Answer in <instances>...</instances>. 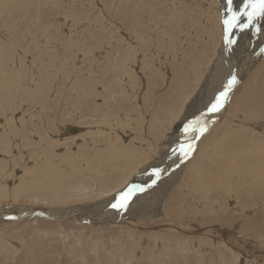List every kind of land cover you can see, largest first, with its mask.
Segmentation results:
<instances>
[{
    "label": "rangeland",
    "instance_id": "obj_1",
    "mask_svg": "<svg viewBox=\"0 0 264 264\" xmlns=\"http://www.w3.org/2000/svg\"><path fill=\"white\" fill-rule=\"evenodd\" d=\"M25 1L26 5L23 4V10L17 7L18 5L8 4L6 0H0V49H2L0 50L2 52L0 54H5V57L8 55L10 58L9 61L12 59L13 63V59H15L16 62L14 65L12 61L10 64L8 63L9 66H7V69H12L14 73H18L19 81L17 80L14 86L20 84L19 87L24 89L21 92L22 89L20 90L17 87L16 92L13 87V90L10 91L13 95L6 92L0 96V102L2 101L0 103L2 106H0V114H2L0 115V124H3L4 121L11 124L10 118L14 114L12 115L14 117L13 122L15 121L14 123H16L19 130H23L20 132L29 131L28 129L30 128L28 127L32 126L28 124V126L23 125L25 126L23 127L21 122L24 119V121L33 120V124L38 125V127L40 126L41 130H56V133L52 135L54 138L52 141L55 144L53 149L55 153L54 157L59 156L60 158L57 157L58 159L56 158V160L61 161L60 163L62 165H66V161L63 158L70 159L76 157L74 155L77 153V150L74 148L75 144L71 145L73 144L72 141L68 143L64 141L67 139V136L72 137L73 134H79V129L88 128V125L84 124L86 120L78 118L80 116L79 110L74 111V102L77 99L79 100V98L77 92H74V89L71 92V88L77 86V78L88 80L92 76H100L102 68L107 64H110L113 72L117 73L120 70L116 64L119 59L118 57H120L119 54L123 55L122 51L127 53L129 51L128 47L131 45L142 46L143 41L147 43L145 39L137 37L135 31L136 26H134V21L131 22L132 17L130 18L127 15L128 20H124V22L119 19L122 9L127 11L126 13L135 10L138 15L137 17H139V19L137 18L138 21L144 20L148 24L149 17L146 14V2L148 0ZM149 1L151 2V0ZM154 1L159 3V5L162 4L168 10H173V13H177V18L179 19L174 23L175 26H172L171 22H168L165 27L167 28L169 26L171 29L170 34H173L172 37L167 36L168 39L166 40V45H164L165 48L161 43L160 45L162 47L159 48L160 52L154 46L153 48H149L147 53H149L150 57H147V61L151 69H147L143 65L146 58V50L140 48V52L136 55L135 60L130 63V69L134 74L133 79L128 75L124 76L122 88H126L123 93L117 94L120 98L115 96V106L125 104L129 107L130 116H133L129 124L125 125H133L135 127L138 124L135 127L136 129H131L134 128L132 126L129 130V126H124L121 129L122 126L119 125V129L122 131L113 129V132L111 130L110 133L115 132L117 135L119 134V137H117L118 141L120 140V143L133 149L135 146L138 148L143 145L149 153V145H154L153 150L147 156L150 157L148 166L160 162L164 159L166 152L172 150L177 140L181 137L184 138L181 143L185 144L186 147L188 137L183 133L184 124L206 110L207 106L214 100L215 95L222 90L221 78L223 80L222 83H225L228 79L227 73L230 70L233 71L242 66H247V63H252V67L243 73L242 80L233 90L230 101L220 113H217L214 119L217 122L199 137V140H202L199 144L204 141V143H213L214 140L212 139L221 138L230 126L237 124L242 127L244 124V126L248 127V125H252L253 127L248 136L250 139L254 135L250 139L251 142L253 141L255 146H264V139L262 137L264 136V115L240 118V111L236 112L239 101L242 102L248 100L247 98H252V94L249 93L251 89L252 93L256 95L254 98H264V53L261 52V49L264 48V18L258 19L254 22L253 27L243 32L238 29L235 30L233 38L236 39L237 43L232 48L226 50L223 43L224 32L222 20L228 15L227 0H199V3L196 0ZM242 6L243 0H233L232 7L234 11H239ZM218 15L221 17L220 25ZM193 22L196 23L193 25ZM246 22V18L242 17L240 23ZM150 33L146 31L147 35H151ZM153 34L154 41H158L159 38L161 39L157 35L159 34L158 32ZM172 38L173 44H170ZM169 46L171 48L170 52L166 49ZM217 48L219 50L216 53ZM136 50L139 51L138 49ZM200 54L202 56H199ZM51 57L56 59L55 66L48 68L45 62ZM214 59V63L218 65L220 77L217 76L218 85L212 86L215 74L210 78V68L213 67L212 63ZM154 61L157 62L155 63ZM44 63L45 65L42 67L41 65ZM184 64H187L189 67L198 65L200 68L205 64L204 68H202L205 74L201 71L204 75L201 76V81L197 79L200 83L197 81L192 82V85H196L195 91H193L194 94L193 92L191 94L190 102L187 101L185 105L183 104L184 106L182 105L183 111L181 112V108L179 110L178 107H175L176 110H172L174 113H166V109H159L158 106L160 104H170L172 98L174 100L180 98L182 94L179 91L181 88V80L180 76L177 79L176 77L180 65L184 66ZM41 67L42 69L39 70ZM92 69L94 72H90ZM21 70L23 74L18 72ZM150 70L151 74L149 72ZM193 71L194 69H190L189 75ZM87 73H90V75ZM25 74L28 76H25ZM31 74L34 76H31ZM44 75L45 77L43 78ZM30 77H33L32 80L34 78V80H38L30 81ZM92 78L94 79V77ZM149 79L153 80L152 86L149 84ZM21 83L27 85L22 86ZM40 91L41 93H39ZM27 93L29 94L27 95ZM7 94L12 97L8 98ZM207 96L210 99L204 100ZM122 98H126L125 101ZM3 100H9V103ZM103 101L102 99H98L97 103L101 104ZM7 103L8 105H5ZM14 103L15 105H13ZM45 105H47L46 108ZM5 108L6 110H4ZM3 112H6L7 116L10 115V117H7ZM138 115H142L143 121L140 122V117H137ZM153 115L158 118H164L166 121L170 116L167 122H159L161 123L162 131H164L162 132L163 135L157 138L153 137L154 133H150L152 125L148 124ZM114 117L113 120H117V116L116 118ZM77 119L80 120L77 121ZM76 121L80 123V126L76 124ZM139 124H143L142 127L144 126V128L140 129L141 127L138 126L141 125ZM68 127L69 129L71 127L73 129L70 134L66 130ZM217 127L219 129L218 132L215 131ZM2 128L0 125L2 131L4 130L5 132L7 130V133L12 132L9 131V127ZM100 128L102 129V127ZM1 130L0 132L4 133ZM19 137L16 138L15 144L22 143L23 139H19ZM37 137H35V140ZM145 137L147 140L143 139ZM98 140L100 139L97 135L96 141ZM57 141H59L60 145H58L59 143ZM227 141H231L230 138ZM107 142L109 141L104 140V143L102 142L103 144L97 142L96 146H99V149L100 147L101 149H106L104 146ZM78 143L81 142L79 141ZM15 144L11 141L12 146H15ZM61 145L64 147L62 148ZM68 148H72V153H69L71 152L69 151L70 149L67 151ZM31 149L33 148L28 147L27 149L21 150L14 148L12 150L13 152L11 151L9 155L7 154L9 157L1 153L0 160L6 158L7 161L13 162V160L20 158L18 163L16 162L17 164L14 165L13 162L12 166V163H10L6 169H3V176L5 178L2 174L0 178L3 177L5 179L6 186H11L13 175L22 174V167L32 164L33 161H30L32 159L30 155L32 153ZM198 150V148L195 149L191 153V157L184 159L183 162H181L180 155L176 154L174 157L178 165L172 169V173H169L167 179L155 184L147 191L135 195L136 198H133V202L122 213V220L123 222L133 221L137 223L139 226L137 229L134 228L132 231L127 229H111L109 227H96L97 229H95L93 227L94 224L89 225V228L85 227L81 229L58 225H44L41 227L39 224L30 221L28 222L29 224L20 223V225L13 224L10 227H1L0 235H2L0 236V245H2L0 246V264H264V231L256 232L244 227L243 229L241 228L243 223L254 220L255 218L258 220L261 219L264 223V206H253L264 199L263 193L260 194L257 192L253 196L244 195L240 198L242 199L239 200L240 203L234 202V198H228L226 194L227 189L222 184L219 172L215 171L212 177H208L206 181L208 185L204 187L205 189L209 187L210 192H206V196L203 197L202 193L196 187L198 184L197 180L191 176L192 174L188 170ZM235 150L238 149H230L227 155L233 161L243 158L241 154H232ZM131 153L133 152L131 151ZM11 154H15L16 157ZM106 162L104 161L105 164H107ZM148 166L142 169V171L146 170ZM221 166L204 164L202 166V172L208 167L220 168ZM203 174L206 179L207 176L204 172ZM226 186L229 188L230 185ZM110 197L113 199V196ZM213 202L216 206H225L226 212H223L222 209L217 215L216 213H212L208 204ZM84 203L86 204H83L85 205L84 208H87V211L95 210V207L91 205L92 202L91 204ZM244 206L250 209L248 208L247 213L242 215L238 210ZM202 208L205 209L204 215L202 212H199ZM168 224L177 226L184 232H166L164 226ZM217 228H223L227 233V237L219 233ZM261 237L263 239L259 242ZM166 240L169 242H166ZM167 245L171 248V250L169 249L170 254L164 249V247H168ZM178 245H181L182 249ZM183 248L186 250H183ZM160 256L162 257L160 258ZM236 259L237 261L235 262Z\"/></svg>",
    "mask_w": 264,
    "mask_h": 264
},
{
    "label": "bare ground",
    "instance_id": "obj_2",
    "mask_svg": "<svg viewBox=\"0 0 264 264\" xmlns=\"http://www.w3.org/2000/svg\"><path fill=\"white\" fill-rule=\"evenodd\" d=\"M6 1L8 2V4L18 5L17 7H20L22 9L24 6L23 4H25V2H26L25 0H6ZM196 2L199 3L200 1L196 0ZM146 5H147L146 14H148V17H149L148 18V24L145 23L144 20L138 21L139 17H137L138 15L136 14L135 10L128 12L129 13L128 14V13H126L127 11H124V9H122L121 17L119 20H122L124 22V20H128L127 15L130 18L132 17L131 22L134 21V24H135L134 26H136L135 31H136L137 37L140 39H142V38L145 39L147 41V43L145 41H143L142 46L131 45L130 47H128L129 51L127 53L122 51L123 55L119 54L120 57H118L119 59L116 62V64L120 68V70L117 73L113 72L110 64H107L106 66L103 65L104 67L102 68V73L100 76H96L95 74H94L95 76L91 75L92 77H94V79L91 77L90 79H88L89 81L85 80V79L77 78L76 79L77 80L76 81L77 86H75L74 88H71V92L74 89V92L75 91L77 92L78 98L80 100L79 101L77 99L74 102L75 103L74 104V108H75L74 111L79 110L80 116L78 118H80L82 120L83 119L86 120L84 122V124L88 125V128L79 129V134H77V135L73 134L72 137L67 136V139L64 141L67 143L69 141H72L73 144H71V145L75 144L74 145L75 147L74 146H72V147L76 148V150H77V153L74 155L76 157H73L70 159L63 158L64 161H66V165H62L60 163L61 161L56 160L57 157L60 158L59 156L54 157L55 153L53 151L55 144H53L54 141H52V140L54 138L52 137V135H54L56 133V130H44V129L41 130L40 126L38 127V125L33 124V122H32L33 120L32 121H24L25 119L22 120L23 121V122H21L22 126L23 125L28 126V124L32 125V126L28 127L30 129H28L29 131H26V132L25 131L20 132L23 130H19L18 127L16 126V123H14L15 121L13 122L14 117L12 115H14V114H12L11 118H10L11 124L8 122H5V121L3 122V124H0L1 128L3 127L2 129L9 127V131H12L11 133L10 132L7 133L8 132L7 130H5V132H4V130L2 131L0 129L2 132H4V133L0 132V155H2L1 153H4L3 155H5L6 157H9L8 155L11 153V151L14 148H18L19 150L27 149L28 147L33 148V149H31L32 153H30V155L32 156V159L30 158L31 159L30 161H33L32 164L29 166L26 165L25 167H22L23 168L22 174L12 176V180H13V182L11 184L12 188H11V186H6V184L4 182L5 179H3V177H4L3 176V174H4L3 169H6L7 165H9L10 163H12V166H13V162H14V165L17 164L18 161L20 160V158H18V160L16 159L17 161L13 160V162L7 161L6 158L0 160V175L2 174V176H3L2 178H0V228L1 227L2 228L7 227V226L10 227V226H13V224L20 225V223L29 224L28 223L29 221L32 223H35V224H39L41 227L44 225H47V226L48 225H56V226L58 225V226H62V227L65 226V227H69V228L72 227V228L81 229V228H85V227L89 228L90 227L89 225L94 224L93 227H95V229L100 228V227H105V228L109 227L111 229H120V230L127 229L130 231H132L134 228L137 229V227H139L138 224L133 222V221L123 222L122 213H117L115 210L111 209L110 204L115 201V199H116L115 196H117L118 193L126 190L129 185H134V184L135 185H147V184H149L151 182V179H152V177L150 176V172L153 168H162L165 170L163 172L161 178L158 180V182L156 184L161 183L162 180L167 179V176L169 175V173H172L171 172L172 169L175 168V166L177 167V165H178L175 161L174 156L176 154H179V152L177 151V153L175 155H173L172 151H173V149H178L179 145L181 144L182 140L184 139L182 137L180 139H178L174 148L172 150L168 149L169 151L166 152L164 159L162 161L157 162V163H153L150 166H148L149 165L148 161H149L150 157H147V156L153 150L154 145H152V144L149 145V148H150L149 153H148V150L143 147V145H141V147H138V148L135 146L133 149L132 147H129L123 143H120L119 142L120 140L118 141L117 137H119L118 136L119 134L117 135L115 132L112 134L110 133L111 130L113 132V129L118 130L119 125L122 126V128L120 127L121 129H123L124 126H129L128 130H129V128H131V126L134 127L133 125H125V124H129V121H131L133 119V116H130L131 113L129 111V107L126 106L125 104L115 106V102H116L115 96H118L117 95L118 93H123L124 89L126 88V87L124 89L122 88V80H124L123 79L124 76L128 75L133 79L134 74L130 69V63H132L135 60L136 55L140 52V48L141 49L144 48L146 50V58H145V61L143 62V65H145V67L147 69L148 68L151 69V67L147 61V57L148 56L150 57L149 53H147L149 51V48H153V46H154V48L160 52L159 48L166 45V40L168 39L167 36H169V37L173 36V34H170L171 29L169 28V26L167 28H165L167 23L171 22L172 26H175L174 23H176V20L179 19V18H177V13H173V10H168L167 8L163 7L162 4L159 5V3H156V1H154V0H151V2L148 0L146 2ZM25 7H27V6H25ZM15 8H16V6H15ZM119 12H120V10H119ZM220 18L221 17H219V15H218L219 25H220ZM195 23L196 22H193V25ZM156 26L159 28L154 30L155 28H157ZM146 31L151 32L150 33L151 35H147ZM156 32L159 33L157 35H159L158 37H161L162 40L160 38L158 39V41L153 40V36H154L153 33H156ZM160 43L162 44V46L160 45ZM171 43L173 44V38H172V41L170 42V44ZM170 46H169V48H166L167 51H169V52L171 51ZM164 48H165V46H164ZM136 49H138L139 51H137ZM0 50H2V49H0ZM218 50L219 49L217 48L216 53L218 52ZM157 54H159V53H157ZM117 56H118V54H117ZM199 56H202V55L200 54ZM55 58L57 59V57H55ZM55 58L51 57L48 61L46 60L47 62H45V61H43V62L47 63L46 66L48 68L54 67L55 62H56ZM200 58H202V57H200ZM9 59L10 58L8 55L5 57V54L4 55L0 54V96L6 92L10 93V91L13 90V87L15 89L14 91H16L17 90L16 88L20 86V84L18 86H14V85H16L17 80H18V73H14L12 69H11L12 71L7 69L8 68L7 66H9L10 62L12 61V59H11V61H9ZM13 60L15 63L16 62L15 59H13ZM21 61H23V60H21ZM214 61H215V59L213 60V63H214ZM180 62H181V60H180ZM12 63H13V61H12ZM14 63H13V65H14ZM45 63L43 65H41V64L40 65L43 67L45 65ZM102 63H103V61H102ZM201 63H203V62H201ZM213 63H212L213 67L210 68V70H211L210 78H212V76L215 74V77L213 78L214 81L212 84V86H215V85H218L217 76L220 77V72L218 71V65L216 63H214V64ZM58 64H56V65L58 66ZM61 64L63 65V63H61ZM205 64L202 65L203 66L202 68H204ZM251 64L252 63H250V64L247 63V66H245V67L242 66L241 68H237V69L233 68L234 69L233 71L230 70V72L227 73V77L229 78L230 75L235 74L239 80V83H240V81L242 80L241 77H243L242 76L243 73L247 72L248 68L252 67ZM21 65H22V63H21ZM193 65H195V64H193ZM210 65H211V63H210ZM184 66L180 65V68L177 72V77H176V79H177L180 76V80H181V83H180L181 88L179 91L182 94H181L180 98L175 99V100L172 98L170 104H168V105L160 104L158 106L159 109H163V110L166 109V111H167L166 113H170V112L174 113V111H172V110H176L175 107H178L179 110L181 108V112H182L183 106L192 97V95H191L192 92L195 91L196 85L195 86L192 85L193 84L192 82L197 81V79L201 81V76H203L205 74L203 72L204 69L200 68V66H198V65H196L194 67H192V66L189 67L187 64H184ZM42 67L39 70H41ZM226 67H228V66H226ZM24 68H25V63H24ZM98 68H99V66H98ZM119 68L117 67V69H119ZM56 69H58V68L56 67ZM190 69L191 70L194 69V71L189 75ZM23 71H25V69H23ZM195 71H196V73H195ZM208 71H209V69H208ZM18 72L22 73V70L18 71ZM90 72H94V70L92 69ZM149 72L151 74V70ZM199 73H200V75H199ZM26 75L27 74H25V76ZM32 75L33 74H31V76ZM88 75H90V73ZM44 77H45V75L43 76V78ZM30 78H31L30 81H37L38 80V79L34 80L36 78V75H35V78L33 80H32L33 77H30ZM43 78H42V80H43ZM149 80H150L149 84H150V86H152L153 80L152 79H149ZM197 82H199V81H197ZM222 82H223V80L221 78V88H223V85H224V83H222ZM38 83H40V82L38 81ZM38 83H36V84H38ZM41 84H43V83H41ZM238 84L235 86V88L238 86ZM24 85H27V84H22V86H24ZM198 86H199V84H198ZM251 87H253V86H251ZM206 89H208V88H206ZM20 90H21V92H23L24 89L20 88ZM30 91H32V90H30ZM41 91L39 93H41ZM255 91H257V90L255 89ZM16 92H13V93L17 94ZM125 92H127V91H125ZM232 92L230 93V97L232 96ZM249 93L252 94L253 99L247 98L248 100H246V101H242V102L239 101L237 107L234 106L237 109L236 112L240 111L239 112V114H241L240 118L263 116L264 115V98L263 99L262 98L257 99L258 97L254 98V96L256 97V95H255V93H252V89H251V92H249ZM28 94L29 93H27V95ZM193 94H194V92H193ZM11 95H13V94H11ZM11 95L8 96V94H7L8 98L12 97ZM32 96L34 97V95H32ZM36 97H37V95H36ZM249 97H251V96H249ZM259 98H260V96H259ZM98 99L104 100L103 103L98 104L97 103ZM125 99H123V100L125 101ZM197 99H199V98H197ZM207 99H210V97L207 96V98H204V100H207ZM254 99H256V101H254ZM1 100H2V98H1ZM132 100H134V99H132ZM5 101H7V100H5ZM7 102L9 103V100ZM132 102H134V101H132ZM8 103L5 105H8ZM195 103L197 104V102H195ZM236 104H234V105H236ZM13 105H15V103ZM46 106L47 105H45V108H46ZM6 108L4 110H6ZM7 109H9V108H7ZM220 112H217V113H220ZM217 113H212L207 118L206 123L208 125V128L211 126L213 127V125L217 122V121L216 122L214 121ZM3 114H6V112L5 113L3 112ZM233 114H235V113H233ZM0 115H2V114H0ZM115 115L117 116V120H113V117ZM6 116H7V114H6ZM116 116L114 118H116ZM238 116H240V115H238ZM238 116H237V118H239ZM7 117H10V115ZM137 117H140V122L143 121L142 115H138ZM169 117H168L167 121L169 120ZM177 117H178V114H177ZM63 118H66V117H63ZM233 118H236V117H233ZM31 119H32V117H31ZM79 120L77 119V121H79ZM16 121L19 122V120H17V119H16ZM167 121L164 120V118H158L157 116L153 115V117L150 119L148 124L152 125L150 133H154V136H153L154 138H157V137H160L163 135L162 132L164 130L162 131V126H160V125H161V123H165ZM159 122H161V123H159ZM76 124H78V126H80V123L77 122ZM81 124H83V123L81 122ZM139 125H141V126H138V127H141L140 129L144 128V126L142 127L143 124H139ZM91 126H93V127H91ZM113 126L116 128H114ZM23 127H25V126H23ZM23 127H22V129H23ZM100 127H102V129ZM135 127L131 128V129L134 130V129H136ZM71 128L70 129H69V127L66 128V130L69 132V134L73 130ZM93 128H95V129H93ZM125 128L127 129V127H125ZM121 129H119V130H121ZM252 129H253L252 125L251 126L248 125V127H247V126H244V124H243L242 127H240L237 124H235V126H230L227 129V132L226 133L224 132L225 134H223V136L221 138L212 139V140H214L213 143H211V142L204 143L205 142L204 141L203 143L199 144V142L202 141V140L200 141L199 139H195L192 141L193 147H194L193 152L197 148L199 150L197 152L196 157L193 160V163L191 164V167L188 170H189V172H191V174H192L191 176L197 180L198 184L196 187L202 193L203 197L206 196L205 195L206 192L207 193L210 192L209 187L206 189L204 187L208 185L206 182L208 180V177H212L213 174H215V171L219 172L220 178L222 180V184L227 189L226 194H227L228 198L229 197L234 198L235 199V200H233L234 202L240 203L239 200H242V199H240L242 196H244V195L253 196L257 192H259L260 194L263 193V197H264V146L261 147L260 145L259 146L257 145L258 146L257 147V146H255L253 141L251 142L250 139L252 137H254V135L252 137H250V139L248 136L251 133ZM85 131H88V132H85ZM215 131H217V132L219 131L218 127L215 129ZM21 133H22V135H21ZM139 134H141V133H139ZM97 135L99 136V139H100L98 141H96ZM18 137H19V139H23V141L20 144H17V143L15 144V141L17 140L16 138H18ZM35 137H37L36 140H35ZM114 137H116V139H114ZM262 137L264 139V136H262ZM229 138L231 141H227V139H229ZM143 139L147 140L146 137ZM104 140L109 141L104 146V148H106V149H101V147L99 149V146H96V143L97 142H99L100 144L102 142L104 143ZM134 140H135V138H134ZM11 141H13L15 146L11 145ZM79 141L81 143H78ZM131 141H133V140H131ZM57 142L59 143V141H57ZM188 142H189V139H188ZM256 142H257V140H256ZM187 143H186V146H187ZM62 144L64 145V143H62ZM58 145H60V143ZM198 145H199V147H197ZM64 146L61 145L62 148ZM69 147H71V146H69ZM234 148H237L238 150H235L232 154H241V155H243L242 156L243 158H240L236 161H233V159L230 158L229 155H227L228 152L230 151V149H234ZM68 150L71 151L72 148H68L67 151ZM65 151H66V149H65ZM72 151L69 153H72ZM131 151L133 153H131ZM21 152H23V151H21ZM65 154H66V152H65ZM13 155L16 157L15 154H13ZM22 157H23V155H22ZM189 157H191V156H189ZM9 160H10V158H9ZM104 161L105 162L107 161L106 162L107 164H105ZM108 162H110V163H108ZM103 163H104V165H103ZM204 164L222 165V166L220 168H211V167L205 168L203 170V172L207 176L205 179L204 174L202 172V166ZM106 165H107V167H106ZM146 166H148L147 169L142 171V169H144ZM225 184L230 185L229 188H227L228 186H226ZM245 188H246V190H244ZM148 189L149 188H147L145 191H147ZM242 191H244V192L239 196V194ZM110 196H113V199H111ZM107 197H109L108 198L109 200L106 199ZM133 198H136V196H134ZM248 199H251V198H248ZM132 200H131V202H133ZM262 201H264V199H262ZM262 201L260 203L254 204L253 206L260 205L263 207L264 203H262ZM84 202H87L88 204H91V202H92L91 205L95 207V210L90 211V212L87 211L86 210L87 208L86 209L84 208V206L86 205ZM83 204H85V205H83ZM261 204H263V205H261ZM208 206H209L210 210H212V213H216V215L222 209H223L222 210L223 212H226L225 206H222V205L216 206V204L214 202L208 204ZM90 208H91V206H90ZM248 208L249 207H245V206L240 207L238 212H241L242 215H245L248 211L247 210ZM205 209H206V207H205ZM205 209L202 208L199 212H202V214L204 215ZM207 215H209V214H207ZM10 217H15V219H9ZM85 225H88V226H85ZM40 226H37V227H40ZM243 227L250 229V230H253V231H256V232L264 231V223L261 221V219L258 220L256 218L254 220L249 221V222L243 223L241 228L243 229ZM44 228H42V229H44ZM217 229H218L219 233H221L224 237H227V233L225 232V230L223 228H217ZM164 230L166 232H172V233H173V231L179 232V233L184 232L183 230H181L177 226H174L171 224L164 226ZM213 230H214V228H213ZM240 231H241V229H240ZM193 233H194V231H193ZM262 239L263 238L261 237L259 242ZM202 240H203V242H205L204 239H202ZM166 242H169V241L166 240ZM227 244H228V242H227ZM169 245H172V244H169ZM229 246L232 247L231 244ZM224 247H226V246H224ZM179 248H181V245L179 246ZM164 249L166 250L167 253H169V251L171 250L170 246H168L166 248L164 247ZM178 250H180V249H178ZM183 250H186V249L183 248ZM184 254H186V253H184ZM199 255H200V253H199ZM167 256H169V255H167ZM161 257L162 256H160V258ZM220 261H221V259H220ZM236 261H237V259L235 260V262Z\"/></svg>",
    "mask_w": 264,
    "mask_h": 264
},
{
    "label": "snow or ice",
    "instance_id": "obj_3",
    "mask_svg": "<svg viewBox=\"0 0 264 264\" xmlns=\"http://www.w3.org/2000/svg\"><path fill=\"white\" fill-rule=\"evenodd\" d=\"M227 4L228 15L222 20L224 32L223 43L226 50L232 48V46L237 43L236 39L233 38L235 30L238 29L243 32L253 27L255 21L264 18V0H243V6L239 11L233 10V0H227ZM242 17L246 18V23H240ZM257 31H259V29H257ZM261 52L264 53V48L261 49ZM238 83L239 80L237 76L235 74L230 75L226 83H224L222 90L215 95L214 100L207 106L206 110L184 124L183 133L188 137L189 142L186 147L181 143L178 149H173L172 151L173 155H175L177 151L179 152L181 162L187 159L193 152L194 147L192 141L199 139L200 136L208 131V125L206 123L208 115L220 112L225 107L230 101V93ZM164 171L165 170L162 168H153L150 172L152 179L149 184L129 185L126 190L117 194L115 201L110 204V208L117 213L125 212L133 197L138 193L144 192L147 188L154 186L161 178ZM9 219H15V217H10Z\"/></svg>",
    "mask_w": 264,
    "mask_h": 264
}]
</instances>
